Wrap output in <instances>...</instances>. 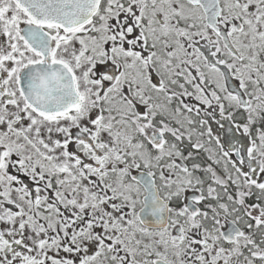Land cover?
Instances as JSON below:
<instances>
[{
	"label": "snow or ice",
	"instance_id": "obj_1",
	"mask_svg": "<svg viewBox=\"0 0 264 264\" xmlns=\"http://www.w3.org/2000/svg\"><path fill=\"white\" fill-rule=\"evenodd\" d=\"M0 264H264V0H0Z\"/></svg>",
	"mask_w": 264,
	"mask_h": 264
}]
</instances>
